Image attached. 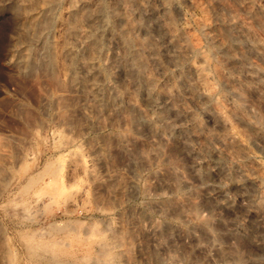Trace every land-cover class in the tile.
<instances>
[{
	"label": "rangeland",
	"instance_id": "374dc122",
	"mask_svg": "<svg viewBox=\"0 0 264 264\" xmlns=\"http://www.w3.org/2000/svg\"><path fill=\"white\" fill-rule=\"evenodd\" d=\"M73 1L0 0V264H52L28 239L70 262L100 236L104 264H264V0H86L80 19L63 13ZM100 3L115 6L107 26ZM75 28L100 32L98 97L65 74ZM183 30L204 49L234 44L242 82L211 72L212 104L176 61L195 59Z\"/></svg>",
	"mask_w": 264,
	"mask_h": 264
},
{
	"label": "bare ground",
	"instance_id": "6f19581e",
	"mask_svg": "<svg viewBox=\"0 0 264 264\" xmlns=\"http://www.w3.org/2000/svg\"><path fill=\"white\" fill-rule=\"evenodd\" d=\"M75 1L76 0H74L73 2H69L68 6L65 5V8L63 9V13L71 15L74 18H79L80 19L81 17L85 16L84 15V11H85V8L87 7V1L86 0H77L76 2ZM169 1L170 0H159V3L161 5V7L163 8V10L164 9L166 10L168 4L170 3ZM114 11H115V6H109L108 7V6H105L103 3H100V5L98 7V10H97V15H99L101 17V19H102L101 20V24H100L101 26L102 25H106L107 22L109 23V21H111L112 16L114 14ZM99 16H97V17H99ZM86 18L92 19L93 15H87ZM93 20H94V18H93ZM198 20H196V21H198ZM94 21H96V19ZM199 22H200V28L204 32V34L206 35V38L208 37L209 39H211L214 42V40H215L214 38H216L215 34H217V30L215 28V24L212 21H208V19L207 20L204 19L202 21L200 20ZM62 25H65V22H64L63 18H61L60 21H59V26H62ZM233 26H235V25H233ZM92 27H93V25H92ZM96 27H99V26H96ZM96 29L97 28H95V30ZM101 29L102 28H100V30ZM70 31H71L70 40H69V42H67L64 45L63 50H64L65 53L69 54L68 55L69 59H71L72 61H69L71 63H70V65L68 63L69 66H67L65 74H66L67 77H69L71 79V81H73L74 85L77 88H79L82 91L87 89V88H89L91 90V92L93 93V95L95 97H98L100 92H102L103 89H104V84L102 85L95 78V73H96V70H97V64H96V60H95L96 58L93 56V54H96L95 52L100 50L99 49L100 46H101L100 45L101 44V41H100L101 37H99L100 32L97 31L99 33H96V34L94 33L93 34V32L86 31V30H84L82 28H75V29H72ZM101 31H103V30H101ZM178 37H179V40H180L179 47H177V48H179V51L180 52L182 51L183 53H185V55L187 54L186 56H188V54H191V55L194 54L195 59L194 60L191 59L190 61L189 60L186 61L184 58L180 59L179 56L177 57V59L176 58L175 59H176L178 64H181L183 62L186 64L185 67L188 70V73L190 74V76L192 78L196 79V81H197V85L194 87V92L197 95L202 96L205 99L206 103L208 102V103L212 104L211 103V101L213 100L212 97H213V94L216 91L215 90V82H214L212 74H214V76L216 75L218 77H222L223 74L226 73L227 75H229L231 77L230 79H232V81L236 82V81L240 80V79H238L239 76L235 77L233 75V71L236 72L237 69L234 70V68L232 66L233 65L237 66V64H238V63L236 64L237 58L231 53L232 52V47H233L234 44H231V43H229V44H221V46L218 45L219 49H217L218 47L216 49H212L210 47L207 48V49H204L205 47L203 48V44L201 45L200 42H198V43L195 42L196 40L193 41V38L186 32V30L185 31L183 30L182 33H180L178 35ZM123 39H124L126 45L130 44V42H129L130 40L128 38H126L125 35L123 36ZM197 40H198V38H197ZM130 46H132V45L130 44ZM59 52H61V51H59ZM216 52H221L222 56H225L224 57V58H226V64L225 65H211L210 59H212L211 57ZM83 56H86V57H84L85 59L83 58ZM183 56H184V54H183ZM137 61L135 62V64L138 67L139 63ZM223 61L225 62V59L222 60V62ZM222 62H220V63H222ZM211 66L212 67L214 66V67L211 69ZM76 69L80 70V75H76L75 74ZM238 70H239V72L242 73V75L246 79H249L250 81H260L261 80L262 75H257L256 73H255L256 75L252 74L251 73L252 70L250 72V70L247 67L243 68V69L238 68ZM98 72H99V70H98ZM211 72H213V73L211 74ZM183 80H184V84L187 87H190L191 84L189 83V80L188 79H183ZM240 81L242 82V80H240ZM243 82H247V81L243 79ZM263 84H264V82H263ZM98 101H99V99H98ZM213 109L216 112V114L220 117L223 125L227 126L228 125V123H227L228 121L226 120L227 118L225 117L223 110L219 106L214 105V103H213ZM237 141H238V139H237ZM78 158H80V157H78ZM78 160H80V159H78ZM76 163H77V160H76ZM49 164L50 163H48L46 165L48 166ZM78 165H80V164H78ZM80 167H81V165H80ZM48 168H49V166H48ZM32 177H34V176L32 175ZM32 177H31V179L29 178V183H27V181H26L27 184H30V182L31 181L33 182L34 178H36V177H34V178H32ZM23 188H24V186H23ZM101 229H102V227H101ZM93 241H94V239H93ZM40 243L41 242H33V241H30V239H28L27 249H28L29 253L38 254L39 251L45 249V250H47L49 252V260H50V262L52 264H104L109 259L113 258L112 252H111V250L109 248L110 242L108 241L107 237H105V236H100L99 239L95 240L96 246L98 248V250L96 252H94V253L90 252V253H88V254L80 257V258H77V259H75L73 261H70V262H68V261L67 262H65V261L63 262L61 260L59 261L58 256H57L58 253H59V250L56 247H52V248H48L47 249L45 247V243H44V246L42 245L43 243H41V244ZM59 255H61V254L59 253Z\"/></svg>",
	"mask_w": 264,
	"mask_h": 264
}]
</instances>
